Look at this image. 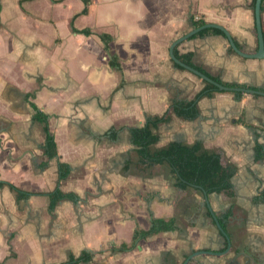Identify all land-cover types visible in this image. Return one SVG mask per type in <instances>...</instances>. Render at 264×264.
Instances as JSON below:
<instances>
[{"label": "crops", "instance_id": "obj_1", "mask_svg": "<svg viewBox=\"0 0 264 264\" xmlns=\"http://www.w3.org/2000/svg\"><path fill=\"white\" fill-rule=\"evenodd\" d=\"M255 5L0 0V264H60L83 253L92 258L82 264H183L194 252L188 264H264V151L256 152L264 150V95L219 89L198 101L196 117H183L173 106L206 81L170 54L199 20L257 52ZM261 20L264 33V0ZM205 29L176 44L175 54L192 52L212 78L264 91V57L241 56L222 29ZM35 106L47 115L55 153ZM166 111L153 128L154 149L201 141L236 169L232 194L208 193L231 247L204 191L180 187L169 163L149 162L133 142L134 127ZM60 162L70 167L60 181L70 196L51 209ZM156 218H174V227L121 249Z\"/></svg>", "mask_w": 264, "mask_h": 264}, {"label": "trees", "instance_id": "obj_2", "mask_svg": "<svg viewBox=\"0 0 264 264\" xmlns=\"http://www.w3.org/2000/svg\"><path fill=\"white\" fill-rule=\"evenodd\" d=\"M85 1L88 3V0ZM87 10L88 7H85L83 12L86 13ZM203 23H205L203 20H199L198 22H196V25L200 26ZM73 29L77 32L90 34V30L88 29L79 30L74 26ZM206 30L207 29H203L201 32H204ZM217 30L221 32L220 29ZM102 37L103 39L108 38V43L110 37L107 35H102ZM176 55L185 63L192 65L199 70H202L200 67L194 64L192 52L179 54L177 51ZM213 78L218 80L219 82H222L216 77ZM225 84L232 86L239 85L229 82H225ZM216 90L219 89L214 84L206 82L205 87L201 91H199L192 100L177 102L173 106V110L183 117L194 118L199 113L198 101L203 96L211 95ZM237 93L240 94L241 92ZM35 117L45 123V130L47 132V145L49 149H51V153H55V149L57 148V146L54 135L48 126L47 115L41 112V110L37 107V113ZM168 117L169 113L168 111H166L163 116L150 118L144 125L137 126L132 129L133 142L138 146V152L151 163H169V165L173 169V172L177 175L178 185L182 188L195 186L196 188H200L201 190L208 193L216 191L226 194H232V177L234 176L236 169L230 164L224 163L220 153L205 148L201 141H195L193 143L172 141L164 147L154 149V144L158 141L159 134L156 133L153 128L158 125V122L168 119ZM263 151L264 150L260 145L256 146L258 158L261 156ZM69 171L70 167L67 163H59V184L54 191L48 193L51 199V209L56 206L57 202L61 198L70 196V194L62 191V189L60 188V181L67 177ZM3 183L4 182H0V185H2ZM9 185L18 193L21 192L23 194H30L29 192H25L13 184ZM174 222V218L169 220L156 218L153 222V225L149 229H136L134 241L131 244L123 242L120 247L121 249H129L134 246L136 240L139 238H147L160 231L173 228ZM91 258L92 255L89 253H83L80 256L72 255L68 261L60 264H82L89 261Z\"/></svg>", "mask_w": 264, "mask_h": 264}, {"label": "water", "instance_id": "obj_3", "mask_svg": "<svg viewBox=\"0 0 264 264\" xmlns=\"http://www.w3.org/2000/svg\"><path fill=\"white\" fill-rule=\"evenodd\" d=\"M261 10H262V0H256L255 18H256V28H257V35H258V45H259L257 52H255V53H247V52L243 51L242 49H240L239 46L237 45V43L234 41V38L232 37L230 32L224 26H222L220 24H216V23H205V24H202L200 26H197V27L193 28L191 31H189L188 33L184 34L183 36L179 37L177 40L174 41V43L170 47L171 58L177 64L181 65L182 67H184L187 70L191 71L192 73L196 74L197 76H199L204 81L214 84L220 90L240 91V92H248V93H252V94H262V95H264V91L261 90V89L250 88V87H245V86H232V85H227V84H225L223 82H219V81L215 80L214 78H212L211 76H209L206 73H204L203 71L199 70L198 68L185 63L180 58H178V56L174 52V47L179 42H182L183 40H185L188 37L196 34L197 32L201 31L202 29H205V28H208V27H217V28H220V29H222L224 31L226 37L229 40V43H230L231 47L239 55L244 56V57H251V58H255V57L256 58H262V57H264V33H263V26H262V20H261ZM204 194H205V202H206L207 206L210 207L212 216H213V218H214V220H215V222H216L221 234L227 240L228 247H231V239H230L229 233L227 232V230L222 225L219 217L217 216V213L211 208V205H210V202H209V194H208V192L204 191ZM200 251H202V252H213V251H210V250H200ZM197 253L198 252H194L191 255H189L188 258L184 261L183 264H188L189 260L193 256H195Z\"/></svg>", "mask_w": 264, "mask_h": 264}]
</instances>
